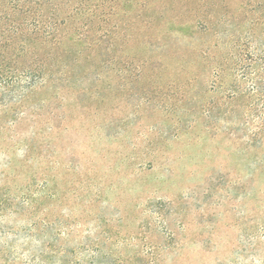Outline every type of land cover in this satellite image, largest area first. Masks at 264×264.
I'll return each instance as SVG.
<instances>
[{"label": "rangeland", "instance_id": "rangeland-1", "mask_svg": "<svg viewBox=\"0 0 264 264\" xmlns=\"http://www.w3.org/2000/svg\"><path fill=\"white\" fill-rule=\"evenodd\" d=\"M0 264H264V0H0Z\"/></svg>", "mask_w": 264, "mask_h": 264}, {"label": "trees", "instance_id": "trees-1", "mask_svg": "<svg viewBox=\"0 0 264 264\" xmlns=\"http://www.w3.org/2000/svg\"><path fill=\"white\" fill-rule=\"evenodd\" d=\"M1 74V73H0ZM2 76H0V78H1Z\"/></svg>", "mask_w": 264, "mask_h": 264}]
</instances>
